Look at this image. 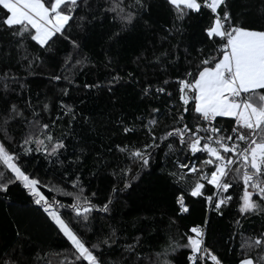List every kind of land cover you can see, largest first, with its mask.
<instances>
[{"label":"trees","instance_id":"trees-1","mask_svg":"<svg viewBox=\"0 0 264 264\" xmlns=\"http://www.w3.org/2000/svg\"><path fill=\"white\" fill-rule=\"evenodd\" d=\"M113 7L115 12L109 10ZM181 10L187 13L183 19ZM225 10L233 25L264 31V0H226L217 14ZM129 13L131 23L120 19ZM71 15L49 50L14 35L15 28L2 23L8 12L0 6V143L17 157L22 171L39 181L37 189L50 210L87 247L99 245L92 250L101 264H213L211 255L220 264L245 258L264 264V246L246 243L264 238V211L240 213L242 179L230 174L226 179L232 186L226 192L218 189L203 178L214 171V165L204 163L213 158L189 150L196 138L191 132L184 133L191 137L184 144L179 135L162 139L185 125L192 132L197 125L204 129L194 112V93L187 92L189 104L184 105L179 81L193 80L209 66L201 61L214 57V66L222 57L225 41L206 33L215 14L206 7L177 9L169 0H78ZM216 121L226 130L214 137L232 136L228 129L235 126L234 118ZM30 135L43 145L26 144ZM58 142L64 147L50 155ZM137 150L148 156L147 165L132 155ZM0 171V183L13 181L0 191V264H87L75 259V249L45 203L36 204L37 197L3 164ZM197 182L204 188L194 197ZM181 196L186 212L178 203ZM226 197L231 199L217 209ZM253 198L264 207V200ZM86 200L93 211L84 220L71 206H84ZM194 227L202 229L201 247L206 249L196 254L188 241L195 236Z\"/></svg>","mask_w":264,"mask_h":264},{"label":"snow or ice","instance_id":"snow-or-ice-1","mask_svg":"<svg viewBox=\"0 0 264 264\" xmlns=\"http://www.w3.org/2000/svg\"><path fill=\"white\" fill-rule=\"evenodd\" d=\"M86 2L87 0H85ZM137 2L139 3V0ZM169 3L177 9H180V6L183 5L184 8L197 12L202 7L210 9L215 15L213 23L206 29V33L209 39L218 37L225 41L222 45V58L215 62L214 66H211L212 61L215 60L214 57L211 60L205 59L201 63L209 66L199 69L193 80L184 79L179 81L181 101L187 106L189 104L187 92H192L194 93L191 97L195 104L194 112L199 115L201 120L210 123L217 117H232L235 119V126L232 129V136L216 135L214 137L209 135L207 137H199L197 133L200 131H210L213 134H218L221 129L216 127L202 129L197 125L196 132H192L185 125L182 129H174L173 132H169L162 139H167L168 136L172 135H179L181 144H184L191 139V137H185L184 133L191 132V135L196 137L191 139L188 144L191 151L193 153L206 151L213 158L204 161L207 165L215 166L208 183L226 192L232 186L226 178L230 174L235 173L232 178L242 179L244 184V191L241 197L242 203L239 208L240 213L244 215L245 213L264 211V207L253 198L255 195L260 200H264V31L249 30L239 25H233L227 10L224 11L222 16L217 14L218 9L226 4V0H203V4L199 3L198 0H169ZM0 6L10 13L2 20V23L10 28H15L14 35L22 39L30 38L42 48L47 47L50 50V41L57 34L63 35L66 26L69 25V21L74 18L71 13L78 7V0H0ZM116 7L109 10L115 12ZM123 11L121 8L120 12ZM184 15H187V13L181 10L179 18L183 19ZM132 18L131 13L120 16V19L127 23H131ZM32 30H34V34ZM73 43L75 46V42ZM65 62L67 63V60ZM187 75L192 76V73ZM55 79L58 80L60 77H55ZM159 91H163V89ZM47 107L45 105V109ZM15 110L14 105L13 111ZM188 110V107H186L185 111ZM71 111V107H68V112L71 113ZM149 123L154 124L156 121L151 120ZM42 127L47 129L48 125L45 124ZM125 131L128 132L131 129L126 128ZM47 139L51 142L53 137L48 135ZM202 140L205 142L201 147ZM227 141H232V143L229 144ZM32 142L40 145L44 143L42 140L30 135L26 138L25 143ZM213 144L217 146H213ZM63 147L64 144L58 142L53 146L49 154L55 155L57 150ZM171 147L169 145L170 149ZM36 150L38 151L39 149ZM120 150L124 151L125 149L121 148ZM26 151L32 150L27 149ZM221 151L232 155H222ZM132 155L141 160L143 165L149 163L148 156L140 150L133 152ZM234 156L238 157V159H234ZM16 159L17 157L10 154L5 145L0 143V164H3L14 173L15 179L22 181L24 188L37 197L35 200L36 204L45 203V211L48 212L49 216L75 249V259L85 261L87 264H101L99 258L92 250L98 248L99 245H93L91 249L87 247L82 238L74 232L61 215L56 211L50 210L51 204L46 201L45 196L37 189L39 181L30 178L29 175L22 171L21 167L15 162ZM238 162L239 167H233ZM181 167L187 168L189 166L181 165ZM190 171L195 172L197 169L192 167ZM3 176L4 173L0 171V178ZM11 183H13L12 180H8L7 183H0V191H6L8 184ZM203 188L204 184L197 182L191 191V195L194 197L200 196ZM228 199H231V197L221 199L216 203V208L219 209ZM178 203L181 204L183 211L186 212L188 210L183 207L182 196L178 197ZM71 207L75 210L76 216H82L84 220H87L88 214L93 211V206L87 200L84 206L74 203ZM102 210L107 211L108 205H105ZM191 231L196 234V238L188 237L192 252L206 251V249L201 247L202 229L194 227ZM246 243L249 248L253 246L261 247L264 246V238H257ZM209 255L211 254L209 253ZM193 259L199 260V257L194 256ZM211 259L215 264H220L215 255H211ZM260 260H264V257H261ZM241 264H253V260L245 258L241 261Z\"/></svg>","mask_w":264,"mask_h":264},{"label":"built area","instance_id":"built-area-1","mask_svg":"<svg viewBox=\"0 0 264 264\" xmlns=\"http://www.w3.org/2000/svg\"><path fill=\"white\" fill-rule=\"evenodd\" d=\"M206 8H207V7H206ZM216 119H217V118H216ZM216 119H215L214 121H211L210 123L204 121V129H209L210 127H216V128H218V129H221V131L224 132V130H226L225 127L222 125L221 122L216 121ZM233 127H234V126H230V128L228 129V131H229L228 133H229V134H232V135H233V132H232ZM206 134L212 135L213 133H211L210 131H204V133H201V134H199L198 136H199V137H207V136H209V135H206ZM201 147H202V146H201ZM189 150H190L191 153H193V152L191 151L190 147H189ZM191 168H192V167H191ZM208 260H210L213 264H215V262L211 259V256L208 257Z\"/></svg>","mask_w":264,"mask_h":264},{"label":"rangeland","instance_id":"rangeland-1","mask_svg":"<svg viewBox=\"0 0 264 264\" xmlns=\"http://www.w3.org/2000/svg\"><path fill=\"white\" fill-rule=\"evenodd\" d=\"M215 170V169H214ZM203 178L205 179V178H208V179H210L211 178V173L208 175L207 173H204V175H203ZM193 238H196V234H195V236H193ZM193 254H196V253H193ZM239 264H241V262H239Z\"/></svg>","mask_w":264,"mask_h":264},{"label":"crops","instance_id":"crops-1","mask_svg":"<svg viewBox=\"0 0 264 264\" xmlns=\"http://www.w3.org/2000/svg\"><path fill=\"white\" fill-rule=\"evenodd\" d=\"M207 9H208V8H207ZM208 10L211 12L210 9H208ZM8 15H10V13H8ZM212 23H213V22H212ZM221 58H222V57H221ZM221 58H220V59H221ZM222 118H228V119H229V118H232V117H222Z\"/></svg>","mask_w":264,"mask_h":264}]
</instances>
